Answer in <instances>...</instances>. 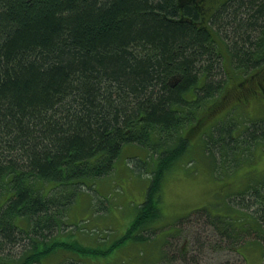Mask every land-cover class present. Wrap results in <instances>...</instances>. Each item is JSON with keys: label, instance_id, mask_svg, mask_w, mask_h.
Masks as SVG:
<instances>
[{"label": "trees", "instance_id": "16d2710c", "mask_svg": "<svg viewBox=\"0 0 264 264\" xmlns=\"http://www.w3.org/2000/svg\"><path fill=\"white\" fill-rule=\"evenodd\" d=\"M223 47L239 74L231 75ZM263 102L264 0H0V264L100 252L58 235L68 231L77 196L113 173L126 144L156 161L131 167L150 181L116 245L162 231L169 242L186 216L169 233L161 208L167 173L196 146L238 168L236 156L264 142V115L244 124L242 141L237 118L229 129L220 124L234 108ZM250 189L253 200L240 208L255 216L249 223L194 210L205 217L201 233L214 234L202 246L220 249L228 238L240 252L245 233L264 237V180Z\"/></svg>", "mask_w": 264, "mask_h": 264}, {"label": "rangeland", "instance_id": "374dc122", "mask_svg": "<svg viewBox=\"0 0 264 264\" xmlns=\"http://www.w3.org/2000/svg\"><path fill=\"white\" fill-rule=\"evenodd\" d=\"M222 49L226 51L224 47ZM225 62L231 69V75L233 72L239 74L228 52ZM232 81L233 79L227 85L232 84ZM263 115L264 102L250 106L247 110L234 108L226 114L228 118L220 125L229 129L231 121L233 123L237 118L239 124L236 127L239 128L236 132L242 129L239 134V140L242 141L244 124L249 123L252 116ZM194 140L197 142L199 139ZM198 147L200 146L193 147L182 158L181 163L166 175L161 208L166 217L165 227L170 228L169 233L174 232L175 224L178 226L176 222L186 216L185 224L181 226L182 231L169 235V242L171 240L172 243L162 244L164 237L168 240L166 232L162 231L149 242L138 243L129 239L116 245L134 220L137 207L145 199L150 181V175L139 173L131 167L136 160H145L149 167L156 161L154 157L151 158L152 163L146 160L150 152L145 147L126 144L122 149V156L120 155L115 163L113 173L95 180L89 184L94 187L82 190L77 196L75 203L66 212L64 224L68 231L61 229L62 233L58 235L67 241L79 240L100 252L83 254L59 250L54 256H45L48 258H45L43 263L56 264L68 255H77L82 264H196L195 260L200 264H246L243 254L248 264H264V237L261 238L263 242L261 239L253 240L257 236L256 232L245 233V237L240 240L238 250L242 254L228 247L231 243L228 238H225L228 241L223 242L225 246L220 249L213 247L215 242L202 246L203 242L208 237L213 238L214 234L211 230L201 233L205 217L198 211L194 212L204 206L210 207L213 214L231 217L237 225H241V220H244L245 224L252 221L255 216H247L240 208L253 200L252 195H249L252 191L250 188L264 180V142L253 146L248 151L249 154L236 156L239 166L234 170L221 163L218 155V159H211L213 156L207 157L205 149L197 150ZM135 154L138 156H134ZM139 155L145 156L143 158ZM132 156L134 161L129 163ZM247 189L250 190L246 192ZM251 208L250 210H253L256 206ZM53 234L55 235L49 238V242L53 241L54 237L57 238L56 228L51 235ZM216 238L220 237L216 235ZM42 246L43 244H40V248ZM58 248V245L54 246V250ZM182 248L185 249L187 261L180 258Z\"/></svg>", "mask_w": 264, "mask_h": 264}, {"label": "flooded vegetation", "instance_id": "af4514ba", "mask_svg": "<svg viewBox=\"0 0 264 264\" xmlns=\"http://www.w3.org/2000/svg\"><path fill=\"white\" fill-rule=\"evenodd\" d=\"M241 85H242V83H240ZM236 92H235V90L234 91H231L230 92V95H234Z\"/></svg>", "mask_w": 264, "mask_h": 264}]
</instances>
